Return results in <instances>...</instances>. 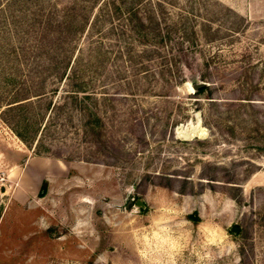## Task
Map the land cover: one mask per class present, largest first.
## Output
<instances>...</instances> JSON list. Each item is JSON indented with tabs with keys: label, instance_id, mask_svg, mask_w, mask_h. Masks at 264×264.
I'll list each match as a JSON object with an SVG mask.
<instances>
[{
	"label": "rangeland",
	"instance_id": "374dc122",
	"mask_svg": "<svg viewBox=\"0 0 264 264\" xmlns=\"http://www.w3.org/2000/svg\"><path fill=\"white\" fill-rule=\"evenodd\" d=\"M105 3L0 0V71L69 58L102 121L89 146L63 112L56 157L0 120V264H264V0H125L143 35Z\"/></svg>",
	"mask_w": 264,
	"mask_h": 264
},
{
	"label": "trees",
	"instance_id": "16d2710c",
	"mask_svg": "<svg viewBox=\"0 0 264 264\" xmlns=\"http://www.w3.org/2000/svg\"><path fill=\"white\" fill-rule=\"evenodd\" d=\"M125 5L121 10L120 3L109 0V4H103L108 16H121L126 24L133 27L135 31L143 35L147 33V25L133 6L124 4L125 0H119ZM124 11V15H123ZM88 17L81 13L79 28L83 29ZM96 21L93 19L92 25ZM157 23H155L156 25ZM72 20H68L62 38L59 41H68L75 33L71 29ZM154 25V26H155ZM157 31V30H156ZM159 34V32H157ZM46 35V34H44ZM57 37L55 41L57 42ZM69 58L62 69H53L46 72H28L24 76L18 73L0 71V120L4 122L10 130L19 138L27 149L35 154H50L60 157L59 150H52L51 145L55 141L56 132L66 121L63 112H68L66 120H71L73 109L77 110L80 127V140L90 146L96 145L102 134V121L96 112V102L98 100L96 92L87 88L83 83L92 77L91 73L78 70V68L68 69ZM36 82H33L34 80ZM52 78L59 82L66 80L70 86L61 95L62 99H53L56 87L45 88L44 80ZM194 92H201L202 96L208 100L210 97L207 85L197 88ZM247 98V97H244ZM67 104L70 108L64 111ZM68 158L71 154L67 155ZM85 158L88 159L87 156ZM194 218V216L190 215Z\"/></svg>",
	"mask_w": 264,
	"mask_h": 264
},
{
	"label": "water",
	"instance_id": "95a60500",
	"mask_svg": "<svg viewBox=\"0 0 264 264\" xmlns=\"http://www.w3.org/2000/svg\"><path fill=\"white\" fill-rule=\"evenodd\" d=\"M189 80H190V85L193 89H197L201 86L207 85V82L202 80H197L195 79V76H191ZM135 203L139 206H143V203L139 199H137ZM229 229L230 231L235 232L238 229V227L235 225H231Z\"/></svg>",
	"mask_w": 264,
	"mask_h": 264
},
{
	"label": "bare ground",
	"instance_id": "6f19581e",
	"mask_svg": "<svg viewBox=\"0 0 264 264\" xmlns=\"http://www.w3.org/2000/svg\"><path fill=\"white\" fill-rule=\"evenodd\" d=\"M186 135V134H185Z\"/></svg>",
	"mask_w": 264,
	"mask_h": 264
}]
</instances>
